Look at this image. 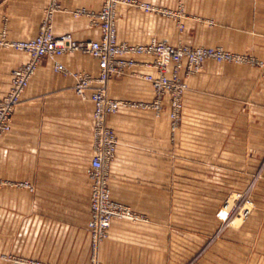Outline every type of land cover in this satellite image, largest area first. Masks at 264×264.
Instances as JSON below:
<instances>
[{
    "label": "crops",
    "instance_id": "crops-1",
    "mask_svg": "<svg viewBox=\"0 0 264 264\" xmlns=\"http://www.w3.org/2000/svg\"><path fill=\"white\" fill-rule=\"evenodd\" d=\"M54 34L98 40L99 27L73 11H98L103 0H59ZM176 9L183 28L155 13L118 4L119 41L151 38L189 46H220L244 63L207 61L186 80L181 124L174 137L165 109L142 107L108 117L118 145L110 163L111 198L141 221L113 220L100 244L103 264H264V0H151ZM48 0H0V32L10 41L34 37ZM250 59V60H249ZM28 60L0 47V98L12 71ZM108 82L114 99L150 102L142 75L151 55ZM70 71L98 72L96 59L63 54ZM75 78L43 57L14 109L11 130L0 137V254L50 264H89L90 180L94 105L74 91ZM166 104V103H165ZM27 182L33 189L18 186ZM246 203L226 221L233 203ZM0 264H9L0 259Z\"/></svg>",
    "mask_w": 264,
    "mask_h": 264
},
{
    "label": "built area",
    "instance_id": "built-area-1",
    "mask_svg": "<svg viewBox=\"0 0 264 264\" xmlns=\"http://www.w3.org/2000/svg\"><path fill=\"white\" fill-rule=\"evenodd\" d=\"M118 4L135 6L144 13H155L171 19L179 30H182L184 17L183 5L179 2L176 9H169L152 4L151 0H103L98 11L79 8L74 15L87 16L90 23L99 27L101 36L98 40L79 41L70 33L54 34L52 16L61 10L59 0H48L45 16L37 34L26 40L10 41L6 38V29L0 32V47L22 51L28 54V60L12 71L8 90L0 98V137L11 130L12 116L15 107L36 72L43 57L54 61V68L75 78L74 91L81 99H89L94 105L92 125V158L86 169L90 180L89 207L90 216L87 223L91 247V264H101L98 260L100 244L107 238L113 220L141 221L143 218L128 206L111 198L109 186L110 163L115 158L118 139L108 125V117L121 108L142 107L153 111L159 117L166 109L169 117V130L173 137L181 118V101L187 88L184 80L200 68L208 59L217 62L241 63L247 57L217 47H188L182 44L172 45L166 41L151 38L146 43H128L119 41L116 30V7ZM83 53L96 59L98 72L96 75L80 71L73 72L57 61L63 54ZM137 55H151V66L155 74L148 73L142 78L148 81L153 89L150 102H134L111 98L108 95V82L113 77L124 75L138 64ZM13 186V183L0 179V188ZM18 186L32 190L27 182ZM246 198L233 203L226 221H229ZM12 264H50L28 258L12 259Z\"/></svg>",
    "mask_w": 264,
    "mask_h": 264
},
{
    "label": "rangeland",
    "instance_id": "rangeland-1",
    "mask_svg": "<svg viewBox=\"0 0 264 264\" xmlns=\"http://www.w3.org/2000/svg\"><path fill=\"white\" fill-rule=\"evenodd\" d=\"M182 44V45H185V44H183L182 42H180V41H178L177 43H175V44H172V45H176V44ZM186 46H188V47H192V48H195V47H201V46H189V45H186ZM203 47V46H202ZM204 47H206V46H204ZM212 47V46H211ZM214 47H217V46H214ZM10 49V48H9ZM250 60V59H249ZM207 61H212V62H215V63H235V62H217V61H214V60H212V59H208V60H205L202 64H201V66H200V68L199 69H197L195 72H193V73H191L190 75H188V77H185L184 78V80H185V82H186V80L188 79V78H190L192 75H194L195 73H197V72H199L200 70H201V68H202V66H203V64L205 63V62H207ZM241 63H244V62H241ZM186 84H187V82H186ZM186 90H187V88H186ZM185 90V91H186ZM185 91H184V93H185ZM184 93H183V97H184ZM183 97H182V101H181V116H182V106H183ZM165 103H166V100L164 101ZM166 109V104H165V106H164V110ZM163 110V111H164ZM162 111V112H163ZM180 124H181V118H180V122H179V126H178V129H179V127H180ZM177 129V130H178ZM174 137V136H173ZM5 187H13V186H4V187H1L0 189H2V188H5ZM20 187H22V186H20ZM143 218V217H142ZM143 220H145V218H143ZM98 260L101 262V264H103V262L99 259V249H98ZM16 258H28V257H23V256H19V255H14V254H0V259H2V260H5V261H7L9 264H12V259H16ZM28 259H34V258H28ZM34 260H38V259H34ZM38 261H41V260H38ZM89 264H91V247H90V255H89Z\"/></svg>",
    "mask_w": 264,
    "mask_h": 264
}]
</instances>
